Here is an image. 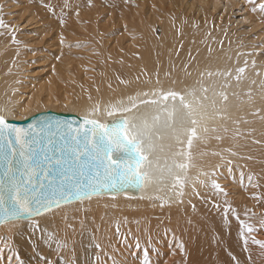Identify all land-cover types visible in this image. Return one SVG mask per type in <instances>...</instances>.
I'll list each match as a JSON object with an SVG mask.
<instances>
[{
    "label": "bare ground",
    "instance_id": "1",
    "mask_svg": "<svg viewBox=\"0 0 264 264\" xmlns=\"http://www.w3.org/2000/svg\"><path fill=\"white\" fill-rule=\"evenodd\" d=\"M62 2L34 0L35 6L29 7L27 20L35 23L30 22L33 26L19 33V38L37 51L21 47L15 56V46L4 51L7 41L0 37V105L10 101L11 119L23 120L48 109L85 115L98 104L100 110L91 118L103 121L123 115L110 117L107 110L121 102L130 107L128 97L137 92L141 98L156 99V104H140L138 99L129 115L136 116L146 138L145 152L153 159L144 169L158 179L149 181L138 196L94 195L54 209V222L48 213L35 219L49 231L57 229L61 239L67 235L74 242L78 264L85 259V251L89 264H95L99 250L88 247L94 242L121 264H142V252L135 248L137 239L150 249L151 264H227V249L242 253L240 225L231 215L225 222L222 211L213 205L222 208L227 200L242 219L245 208L252 209L257 213L250 221L253 224L264 214V203L253 198V194L264 195V187L254 188L247 179L249 173L264 177L261 13L252 12L248 0H93V7L87 0H70L72 7L65 9L62 26L59 8L55 16L45 8V4ZM240 4V20L232 24L248 21L251 32L255 31L245 38L227 25L233 8ZM77 7L79 16L75 15ZM218 11L221 17L214 19ZM222 11L230 16L224 17ZM158 27L162 30L159 37ZM117 28L135 31L125 39L117 36ZM77 42L82 46L77 47ZM44 44L49 46L46 50L40 48ZM36 62L40 70H35ZM242 67L245 71L239 72ZM169 90L183 94V100H163L162 93ZM144 121L149 127L145 128ZM217 136L224 139L217 140ZM189 141L191 158L187 156ZM180 162L185 166H179ZM177 175L189 179L182 197L172 188ZM213 179L225 188L226 196L212 187ZM259 183L264 185V178ZM31 223L0 226V240L7 237L24 259L33 254L41 235L32 231ZM249 246L256 259L259 247L251 242ZM42 250L56 258L54 251L43 246ZM3 259L0 256V262Z\"/></svg>",
    "mask_w": 264,
    "mask_h": 264
},
{
    "label": "snow or ice",
    "instance_id": "2",
    "mask_svg": "<svg viewBox=\"0 0 264 264\" xmlns=\"http://www.w3.org/2000/svg\"><path fill=\"white\" fill-rule=\"evenodd\" d=\"M248 3L252 6V12L259 11L264 15V0H248ZM6 4L7 0H0V37L7 41L3 44L4 51L13 45L15 56H19L21 47L32 52L37 51L19 38L20 24L5 20L4 17L10 15L5 12ZM87 4L89 7L94 6L93 0H87ZM57 7L61 16L59 23L63 26L66 23L65 9L71 8L72 4L70 0H63L60 5L45 4V8L53 16L57 14ZM75 15L79 16L78 7ZM105 15L110 14L105 13ZM59 35L60 43L63 44L64 37L62 34ZM76 46L82 45L77 42ZM61 56H56L55 59L59 60ZM13 63H15L14 59ZM53 71H55V65H53ZM238 71L243 72L245 69L242 67ZM185 72L190 74L187 69ZM120 83L127 84L130 81L120 80ZM147 95L148 93L144 94L145 97ZM170 97L173 100L177 97L183 100L184 95L174 90L162 93L163 100L167 101ZM88 99L91 100L90 95ZM138 99L140 104L158 103L156 99L141 98L140 93L137 92L136 95L128 97L130 107L122 102L119 105L109 106L108 116L111 117L118 113H123V115H118L116 120L107 124L99 119L91 118L100 110L98 104H93L88 109L89 114L83 115L79 127L73 126L75 121L64 120L53 123L47 118L34 120L27 128L20 127L11 122L13 110L8 107L10 101L0 105V225L7 224L17 227L22 221H31L32 231L41 233L39 242L33 247V254L28 259L20 256L19 251L7 242V237L0 240V256L4 257L0 264H78L75 258V248L72 246L74 242L70 241L67 235L61 239L57 229L49 231L42 227L39 220L35 218L48 213L50 214L49 219L54 222L53 210L60 208L62 204L91 199L93 195L102 192L115 196L121 192L127 193L129 190L139 191L146 187L149 181L158 179L148 171L142 170L145 165H151L153 159L150 158L151 153L146 154L145 152V135L138 129L136 116L129 115L137 108ZM261 118L264 119V117ZM144 126L149 127L147 121H144ZM132 128L136 129L135 133L131 131ZM240 134V130L237 129L235 135ZM215 138L224 139L223 136ZM187 146L189 149L187 156L191 158L193 155L191 141ZM227 151L231 153V149ZM180 154L183 155V151ZM213 154L221 155L219 152ZM231 154L235 155V153ZM228 163L231 164L232 161ZM179 166L185 165L180 162ZM212 174H215L214 170ZM204 175L209 174L204 173ZM244 175L241 172V176ZM261 178L264 177L256 173H249L247 176L249 184L254 188L264 187L259 183ZM188 182L187 176L177 175L173 178L172 188L178 190V197L184 195V188ZM198 182L207 183V181ZM211 184L218 193L227 195L225 188L217 180L213 179ZM193 187H195L194 183ZM253 198L264 203V195L256 197L253 194ZM179 202L183 203V200ZM213 206L222 211L225 222L231 215L240 225L242 253L237 254L234 250L227 249V264H257V261L259 264H264V239H258L254 235L257 231L264 230V214H260L258 222L253 224L250 221L256 217L257 213L252 209L246 207L242 219L241 213L227 200L222 208L220 204ZM193 208H195L194 205ZM67 227L73 228L72 225H67ZM117 232L119 233V227H117ZM93 240H95L94 237ZM250 242L259 247L256 259H253ZM42 246L49 249L50 253L54 251L56 258L52 259L51 255H46ZM88 247L99 250L94 256L95 264H108V261H111V264H121L115 255L105 252L100 243H90ZM178 247L184 251L183 244ZM135 248L142 252V264H151L150 249L146 246L142 247L138 239ZM84 255L85 259L79 264H89L87 251Z\"/></svg>",
    "mask_w": 264,
    "mask_h": 264
},
{
    "label": "rangeland",
    "instance_id": "3",
    "mask_svg": "<svg viewBox=\"0 0 264 264\" xmlns=\"http://www.w3.org/2000/svg\"><path fill=\"white\" fill-rule=\"evenodd\" d=\"M35 6L34 4V0H7V4L5 7V12L6 13H10V15H6L4 18L6 21H12L14 24H20L21 25V32L20 33H25L26 31L24 30H28L29 28H31L33 25H30V22H34L35 20H31L30 22H28L27 18L30 15L29 14V7L30 6ZM223 15L224 17L226 16H230L229 14L227 15V12L224 13ZM241 14L242 13V5L240 4L239 6H236L233 8V13L231 14L230 18V22L227 24L229 26V29H234L233 31L237 30V33L240 34L241 37H246L245 35L247 34H252L254 32H251V27H250V23L248 21H246L245 23H241L240 21H237L235 24H232V21L235 19H239V15L237 14ZM237 17V18H234ZM260 16L262 17V19L264 20V15L260 14ZM221 14H219V11L215 13L214 19H220ZM54 18V17H53ZM52 19V18H51ZM116 30H120L117 34V36H123L125 39H128L130 34H132L135 30H123L121 28H117ZM158 30V31H157ZM156 30L157 36H161L162 35V30L158 27ZM231 30H228V32ZM230 33V32H229ZM244 35V36H243ZM49 46H47V44L44 45H40V48H42L43 50H46ZM42 62V61H41ZM40 62H36L35 64H33L35 70H40ZM257 237L258 239H264V230H260L257 233Z\"/></svg>",
    "mask_w": 264,
    "mask_h": 264
},
{
    "label": "water",
    "instance_id": "4",
    "mask_svg": "<svg viewBox=\"0 0 264 264\" xmlns=\"http://www.w3.org/2000/svg\"><path fill=\"white\" fill-rule=\"evenodd\" d=\"M82 117H83V115H78V114L71 113V112H56L54 110L48 109V110H43V111L37 112V113H35V114H33V115L23 119V120L11 119V122L17 124V126L27 128L29 124H32L34 122V120H39L41 118H47L50 121H52L53 123L56 122V121H64V120L75 121L73 126L74 127H79L80 124L82 123ZM116 119H117V116L113 117V118H107V119L103 120L102 122L107 124L110 121H114ZM145 142H146V138H145ZM150 158H151V156H150ZM142 170L143 171H148L146 169H142ZM143 189H141L139 191L129 190L127 193H129L131 195H134V196H138V195L141 194ZM121 193H124V192H121ZM96 195H113V194L108 193V192H102V193H99V194H96Z\"/></svg>",
    "mask_w": 264,
    "mask_h": 264
}]
</instances>
